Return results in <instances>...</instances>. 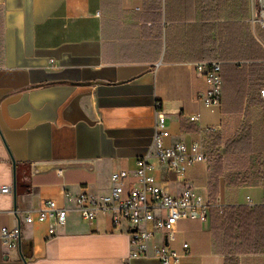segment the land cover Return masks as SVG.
<instances>
[{"label": "crops", "instance_id": "obj_1", "mask_svg": "<svg viewBox=\"0 0 264 264\" xmlns=\"http://www.w3.org/2000/svg\"><path fill=\"white\" fill-rule=\"evenodd\" d=\"M234 1L0 0V187H10L0 192V226L48 199L70 209L54 235L49 220L24 225L27 258L0 247V264H161L128 259L126 225L114 227L108 215L86 222L64 196L105 194L119 170L129 172L127 191L143 157L163 191L190 189L211 204L206 221L180 220L173 241L156 235V243L181 254L178 264H264L263 251L245 245L232 253L224 239L236 217L231 208L264 205V102L254 91L235 98L227 86L219 106L207 107L195 68L236 60L239 21L263 47L254 0H244L241 19ZM156 109L166 119L165 147L194 141L206 127L220 137L243 133L251 145L230 146L220 159L177 175L150 154Z\"/></svg>", "mask_w": 264, "mask_h": 264}, {"label": "built area", "instance_id": "obj_2", "mask_svg": "<svg viewBox=\"0 0 264 264\" xmlns=\"http://www.w3.org/2000/svg\"><path fill=\"white\" fill-rule=\"evenodd\" d=\"M253 22L263 32L264 48V6L258 9ZM195 68L206 84L205 91L199 97L200 101L207 107L219 106L222 96L220 62H197ZM258 97L264 102V87L259 89ZM189 120L198 121V115L189 117ZM217 133H220L219 129L206 127L200 130L198 138L194 141L178 142L165 147L163 139L166 135V119L162 111L156 109L150 154L169 171L182 175L188 167L210 160L205 151L206 140ZM224 149L222 143L216 151L221 155ZM151 170L152 166L143 157L138 160L134 172L135 186L129 187L127 191L125 185L129 172L119 170L110 174L109 191L105 194L96 195L81 191L75 196L68 193L64 196L72 205L71 210L86 222L94 221L98 215H108L114 227L126 225L131 246L128 259L153 257L161 264H178L181 254L162 243H156V235L162 234L166 241H173L180 220L206 221L211 204L190 189L184 190L179 195L166 193L156 184ZM9 191L8 186L0 187L1 193ZM247 202L252 206L249 197ZM69 211L70 209L52 199L44 200L40 207L33 211L26 210L20 213L15 211L13 225L0 226V247L21 252L22 228L35 220H49L48 234L54 235L56 227L66 222ZM181 246L183 254H187L189 245L182 243Z\"/></svg>", "mask_w": 264, "mask_h": 264}, {"label": "trees", "instance_id": "obj_3", "mask_svg": "<svg viewBox=\"0 0 264 264\" xmlns=\"http://www.w3.org/2000/svg\"><path fill=\"white\" fill-rule=\"evenodd\" d=\"M237 3L240 7L239 16L241 19L245 14L244 11H241L244 6V0H237ZM236 39V49L233 44V51L234 49L236 50V60L231 61L228 65L224 64V67L220 62L222 93L223 90H227V86H229L237 94L234 93V95H236L235 98L243 99L246 95V91L247 93L249 91H254L259 100L258 91L260 88L264 87V48L251 38L249 28L242 21H239L238 23ZM233 40H235V37H233ZM222 46L223 50L226 48L229 49L230 47L228 43H223ZM223 70H226V73L230 74H226V80L222 76ZM239 91L240 94H238ZM219 139L220 141H224V153L230 146H238L241 150L242 148L251 145L252 142L244 137L243 133L238 135L237 133L230 134L222 132V136L219 137ZM220 158L218 157V159ZM244 176L245 175L242 176V180H244ZM231 209L234 211L231 212ZM231 209L229 213H234L238 218L236 219L235 217L232 221H227L224 230V239L229 241V244L232 247V253L241 252V247H244L245 245L249 252L256 253L259 250L264 252V205L254 206L253 209L249 211L242 207ZM241 216L246 218L242 220ZM245 222H248L246 226ZM28 251V244L22 242V256L27 258Z\"/></svg>", "mask_w": 264, "mask_h": 264}, {"label": "rangeland", "instance_id": "obj_4", "mask_svg": "<svg viewBox=\"0 0 264 264\" xmlns=\"http://www.w3.org/2000/svg\"><path fill=\"white\" fill-rule=\"evenodd\" d=\"M254 4H255V9H256L255 11V14H256L260 7L263 8L264 0H254ZM240 128H242V126H240ZM219 137L220 136L214 135L206 140L205 151L207 152L209 159L215 160L219 156L216 149H218L220 144L224 142V141H220ZM224 147H225V144H224Z\"/></svg>", "mask_w": 264, "mask_h": 264}, {"label": "water", "instance_id": "obj_5", "mask_svg": "<svg viewBox=\"0 0 264 264\" xmlns=\"http://www.w3.org/2000/svg\"><path fill=\"white\" fill-rule=\"evenodd\" d=\"M13 168H15V165L13 164ZM12 190H13V196L15 198L16 196V181H15V176H14V180H13V184H12Z\"/></svg>", "mask_w": 264, "mask_h": 264}]
</instances>
